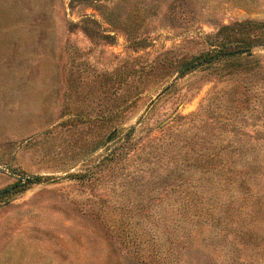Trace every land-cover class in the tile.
<instances>
[{
    "label": "rangeland",
    "instance_id": "obj_1",
    "mask_svg": "<svg viewBox=\"0 0 264 264\" xmlns=\"http://www.w3.org/2000/svg\"><path fill=\"white\" fill-rule=\"evenodd\" d=\"M243 20L264 0H0V189L42 177L0 204V264H264V46L178 71ZM240 157L258 246L179 226L201 172Z\"/></svg>",
    "mask_w": 264,
    "mask_h": 264
},
{
    "label": "trees",
    "instance_id": "obj_2",
    "mask_svg": "<svg viewBox=\"0 0 264 264\" xmlns=\"http://www.w3.org/2000/svg\"><path fill=\"white\" fill-rule=\"evenodd\" d=\"M211 40L207 42L208 49L180 63L179 73L181 76L198 69L221 65L226 68H236L240 61L252 58L251 50L255 46H264V22L255 20H243L227 25H221L216 32L211 35ZM214 159V157H210ZM240 157V163L236 170L222 168H211L201 172L200 177L208 183L204 191L208 197L193 202L194 198L203 197L193 189L191 199L179 204L176 211L180 214L181 223L193 221L196 224L206 222L215 230H221V236H233L243 242L245 246L257 247L256 236L257 229L255 223V213L260 205V196L255 192L253 179L249 177L258 168L256 158L251 162ZM223 177L224 195L216 197L213 188L215 178ZM84 178L83 175L75 176ZM41 176L19 177L14 183L0 189V204H5L8 200L25 191L30 185L39 183ZM238 185V188L232 185ZM254 187V188H253ZM235 188V189H234ZM238 189V191H237ZM200 190V189H199ZM203 190V189H202ZM201 191V194L203 191ZM187 193L183 188L180 194ZM203 224V225H204ZM243 243H240L241 245ZM229 258L233 264H250L239 262L232 255ZM229 264V263H227Z\"/></svg>",
    "mask_w": 264,
    "mask_h": 264
}]
</instances>
